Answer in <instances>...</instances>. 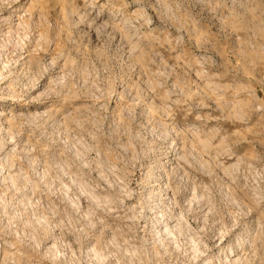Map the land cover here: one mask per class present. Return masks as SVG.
Here are the masks:
<instances>
[{
  "label": "rangeland",
  "instance_id": "obj_1",
  "mask_svg": "<svg viewBox=\"0 0 264 264\" xmlns=\"http://www.w3.org/2000/svg\"><path fill=\"white\" fill-rule=\"evenodd\" d=\"M0 264H264V0H0Z\"/></svg>",
  "mask_w": 264,
  "mask_h": 264
}]
</instances>
